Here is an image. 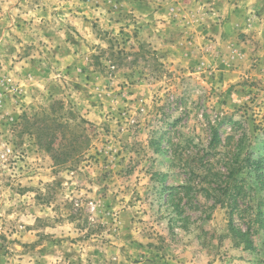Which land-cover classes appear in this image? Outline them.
I'll return each instance as SVG.
<instances>
[{"label":"rangeland","instance_id":"obj_1","mask_svg":"<svg viewBox=\"0 0 264 264\" xmlns=\"http://www.w3.org/2000/svg\"><path fill=\"white\" fill-rule=\"evenodd\" d=\"M0 264H264V0H0Z\"/></svg>","mask_w":264,"mask_h":264},{"label":"trees","instance_id":"obj_2","mask_svg":"<svg viewBox=\"0 0 264 264\" xmlns=\"http://www.w3.org/2000/svg\"><path fill=\"white\" fill-rule=\"evenodd\" d=\"M49 108L30 116L23 113L19 117L22 132L32 136L36 146L48 153L54 164L77 160L89 145L86 125L90 122L61 100H55Z\"/></svg>","mask_w":264,"mask_h":264}]
</instances>
